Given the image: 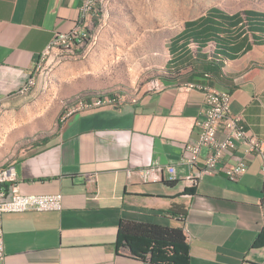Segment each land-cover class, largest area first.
<instances>
[{
    "label": "crops",
    "instance_id": "0c3cea01",
    "mask_svg": "<svg viewBox=\"0 0 264 264\" xmlns=\"http://www.w3.org/2000/svg\"><path fill=\"white\" fill-rule=\"evenodd\" d=\"M87 1L0 0V165L16 167L24 195H63L61 212L3 216L4 264H168L118 247L123 221L183 230L188 264H264V238L256 245L264 236V148L248 159L238 182L223 174L191 181L193 173L179 163L184 147L198 139L205 108L203 93L187 84L231 95L232 114L264 147V11L213 7L219 12L208 20L210 9L187 21L171 40L162 91L62 118L51 135L25 146L40 132L23 123L32 120L24 109L43 86L42 55L58 35L90 20ZM233 15L240 18L222 21ZM191 39L204 48L199 56ZM33 76L37 85L21 93ZM244 150L227 154L225 164L232 166ZM169 166L176 167L172 182ZM146 168L148 178L139 172Z\"/></svg>",
    "mask_w": 264,
    "mask_h": 264
},
{
    "label": "rangeland",
    "instance_id": "374dc122",
    "mask_svg": "<svg viewBox=\"0 0 264 264\" xmlns=\"http://www.w3.org/2000/svg\"><path fill=\"white\" fill-rule=\"evenodd\" d=\"M94 3L90 20L83 21L88 32L83 45L56 49L41 63L38 72H43V86L38 102L24 109L32 120L23 123L26 127H39L40 132L27 137L29 142L25 146L35 145L51 135L54 124L82 101L94 97L123 99L148 92L162 75L171 40L187 21L199 18L213 7L230 13L264 11V0H95ZM61 75L65 78L61 79ZM67 91L75 95L61 98Z\"/></svg>",
    "mask_w": 264,
    "mask_h": 264
},
{
    "label": "built area",
    "instance_id": "2783aa9c",
    "mask_svg": "<svg viewBox=\"0 0 264 264\" xmlns=\"http://www.w3.org/2000/svg\"><path fill=\"white\" fill-rule=\"evenodd\" d=\"M94 9L93 0H88L83 11L89 14ZM83 31L84 26L83 22H81L70 34L58 35L43 53L38 67L41 66L46 53L57 48V46L79 45ZM34 78V76L31 77L21 93H25L29 87H34ZM163 88V85L162 87H155L154 82L150 85L149 91L158 92L162 91ZM184 88L186 90L201 91L204 95L205 108L202 112L201 120L197 122L198 139L184 147L179 163L191 170L193 173L189 177L191 181H199L209 175L223 174L231 182H238L248 167V159L258 155L261 156V151L264 148L263 144L245 129L241 116L232 114L231 95L215 88L198 84H188ZM122 103L123 100H116L112 105L98 106L89 101L87 107L71 113L70 116L83 111L114 107ZM241 146L245 149L244 156H234V164L232 166L225 164V156L233 154ZM203 151H207V154L201 163L200 159ZM150 171L151 169L146 168L139 172L144 178H148L150 177ZM166 172L169 175L168 181H174L176 167L169 166ZM131 173V171H128L127 174L131 175ZM152 180L157 181L158 177ZM62 209V194L24 195L20 191L16 167L0 170V264L5 263L3 232V216L5 214L61 212Z\"/></svg>",
    "mask_w": 264,
    "mask_h": 264
},
{
    "label": "trees",
    "instance_id": "16d2710c",
    "mask_svg": "<svg viewBox=\"0 0 264 264\" xmlns=\"http://www.w3.org/2000/svg\"><path fill=\"white\" fill-rule=\"evenodd\" d=\"M218 12L219 9L217 8L210 9L207 20L210 15ZM249 13L244 12L243 15L248 17ZM239 18V15L225 16L222 21L237 20ZM190 46L193 53L197 56L204 49L195 39L190 40ZM214 53H212L213 62L215 61ZM238 57L239 55L236 54L228 56L227 58L235 60ZM61 125L62 121L59 120V127ZM263 238L264 236L261 234L256 241V245L262 244ZM117 246L129 247L133 255L139 258H143L145 253H151V259L154 263L178 264V262L181 263L184 261L185 264H188L189 247L186 244V237L183 230L178 228L123 221L118 229ZM170 252L172 255L169 254Z\"/></svg>",
    "mask_w": 264,
    "mask_h": 264
},
{
    "label": "bare ground",
    "instance_id": "6f19581e",
    "mask_svg": "<svg viewBox=\"0 0 264 264\" xmlns=\"http://www.w3.org/2000/svg\"><path fill=\"white\" fill-rule=\"evenodd\" d=\"M95 0H93V6L95 8V3H94ZM87 37H88V32L86 31V29L84 28V31H83V35H81V42H79V45H70L68 47L66 46H57V48L55 49H52L50 50L49 52L46 53L45 55V58L50 55V53H53L56 49H73V47H80L83 45V43L85 42V40H87ZM44 58V59H45ZM48 59V58H47ZM44 61V60H43ZM45 63V62H44ZM40 67H38L37 71H40ZM37 78V77H36ZM36 78H34V87L36 84ZM154 83V82H153ZM152 83V84H153ZM184 85V84H183ZM187 85H185V87H187ZM34 87H29L27 89V91L25 93H30L31 89L34 88ZM155 87H162V84L161 82L158 80V81H155ZM116 100H123L119 97H94L92 99H88L86 100L85 102H80L78 106L76 107H72L71 109H69L68 113L66 114L65 117H63L64 119L65 118H68L70 116L71 113H74L76 111H79V110H82L84 107H87L88 106V102L90 101V103H93L94 105H98V106H106V105H112L113 103H115ZM13 166H8V167H4V166H0V170H8V169H11Z\"/></svg>",
    "mask_w": 264,
    "mask_h": 264
}]
</instances>
